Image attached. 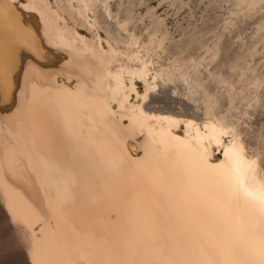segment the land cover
<instances>
[{"label": "bare ground", "instance_id": "bare-ground-1", "mask_svg": "<svg viewBox=\"0 0 264 264\" xmlns=\"http://www.w3.org/2000/svg\"><path fill=\"white\" fill-rule=\"evenodd\" d=\"M99 16L107 0H0V198L28 263L264 264L258 156L223 115L151 110L160 73L120 63Z\"/></svg>", "mask_w": 264, "mask_h": 264}, {"label": "rangeland", "instance_id": "rangeland-1", "mask_svg": "<svg viewBox=\"0 0 264 264\" xmlns=\"http://www.w3.org/2000/svg\"><path fill=\"white\" fill-rule=\"evenodd\" d=\"M255 1L107 0L113 17L99 16L97 33L105 47L108 39L122 53H117L120 63L133 65L125 53L140 50L151 61L150 71L160 73L151 110L198 122L205 110L223 115L264 171V0ZM75 20L76 29L91 37L81 19ZM22 80L15 75L10 83ZM29 245L26 230L5 214L0 198V264H29Z\"/></svg>", "mask_w": 264, "mask_h": 264}]
</instances>
